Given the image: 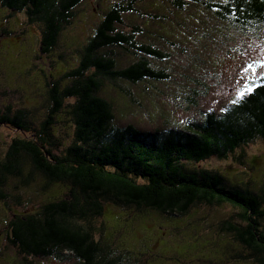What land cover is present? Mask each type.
<instances>
[{
    "label": "trees",
    "instance_id": "obj_1",
    "mask_svg": "<svg viewBox=\"0 0 264 264\" xmlns=\"http://www.w3.org/2000/svg\"><path fill=\"white\" fill-rule=\"evenodd\" d=\"M82 1L0 0V7L25 13L30 22L39 23L41 51L49 53ZM189 1L201 2L220 19L243 27L264 24V0H171L181 10ZM135 4V0H121L104 13L94 33L80 43L75 64L62 76L69 79L67 84L56 80L57 74L50 75L56 81L48 90L49 113L40 129L31 126L25 110L13 116L0 114V124L21 131L0 158V200L7 197L10 177L27 185L32 172L43 175L46 186H66L64 197L44 204L39 212L15 216L9 222L8 239L22 256L133 264L125 259L130 255L98 235L103 225L100 228L97 221L107 202L179 217L202 204L229 205L237 216L221 222V234L231 235L245 250L232 257L264 264V194L230 182L217 170L198 167L212 157L226 159L264 138V81L239 103L205 111L200 119L182 126L145 130L134 124L116 125L114 107L102 94L107 84L120 87L124 81L134 85L169 78L149 58L163 59L166 53L154 43L137 40L139 27L127 30L124 26L127 13L140 15ZM116 49L137 58L122 66ZM63 111L72 118L74 138L58 154L62 140L53 123ZM27 165L32 172L26 175Z\"/></svg>",
    "mask_w": 264,
    "mask_h": 264
},
{
    "label": "rangeland",
    "instance_id": "obj_2",
    "mask_svg": "<svg viewBox=\"0 0 264 264\" xmlns=\"http://www.w3.org/2000/svg\"><path fill=\"white\" fill-rule=\"evenodd\" d=\"M121 0H83L72 22L65 25L52 52L41 51L40 24L30 22L22 12L0 7V114L13 116L25 110L31 126L40 129L47 119L52 80L67 84L62 77L75 64L80 43L94 33L104 13ZM138 14H126V29H141L139 41L154 43L166 56L149 57L165 69L169 78L104 87L114 107L118 126L134 124L141 129L166 128L198 120L208 110H222L236 93L264 81V24L247 27L220 19L201 2L189 1L178 9L171 0H135ZM126 66L135 55L116 49ZM60 54L64 57L60 58ZM253 64L252 67H249ZM55 75L50 77V75ZM50 82V83H49ZM247 94V93H245ZM73 102L71 98L69 100ZM71 116L64 111L54 117L53 126L62 140L56 152L73 141ZM20 130L0 124V158ZM239 156L241 158H239ZM198 167L221 172L230 182L247 185L264 194V138H258L226 159L212 157ZM32 172L29 165L25 174ZM30 183L10 177L7 197L0 200V264H81L77 258L22 256L8 239L9 222L17 215L37 213L44 204L59 200L66 186H46V179L32 172ZM229 206L199 205L185 216H166L155 211L139 212L107 202L97 225L98 235L111 242L133 264H258L232 257L245 250L231 237L221 234V222L233 218ZM232 220V219H231ZM129 258V259H128Z\"/></svg>",
    "mask_w": 264,
    "mask_h": 264
},
{
    "label": "snow or ice",
    "instance_id": "obj_3",
    "mask_svg": "<svg viewBox=\"0 0 264 264\" xmlns=\"http://www.w3.org/2000/svg\"><path fill=\"white\" fill-rule=\"evenodd\" d=\"M255 63H259L261 67H264V60L262 61H257V62H253V64ZM253 64H250L249 67H252ZM253 90V87L252 86H249L247 89L243 90V91H238L236 93V96H237V99L236 100H232L231 103H239L240 100L243 99L245 93H251ZM223 110V109H222Z\"/></svg>",
    "mask_w": 264,
    "mask_h": 264
}]
</instances>
